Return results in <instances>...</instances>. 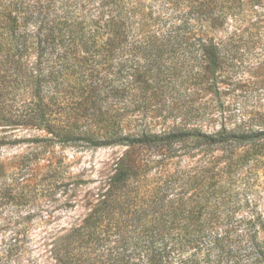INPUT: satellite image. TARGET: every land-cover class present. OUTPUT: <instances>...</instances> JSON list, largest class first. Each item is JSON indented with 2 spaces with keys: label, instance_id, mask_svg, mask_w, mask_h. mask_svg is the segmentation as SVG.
Here are the masks:
<instances>
[{
  "label": "trees",
  "instance_id": "obj_1",
  "mask_svg": "<svg viewBox=\"0 0 264 264\" xmlns=\"http://www.w3.org/2000/svg\"><path fill=\"white\" fill-rule=\"evenodd\" d=\"M261 9L0 0V123L64 145L126 147L83 221L56 235L57 264H264V215L247 191L262 170L264 119L204 128L218 119L206 105L242 67L232 43ZM188 83L193 101L182 99Z\"/></svg>",
  "mask_w": 264,
  "mask_h": 264
},
{
  "label": "rangeland",
  "instance_id": "obj_2",
  "mask_svg": "<svg viewBox=\"0 0 264 264\" xmlns=\"http://www.w3.org/2000/svg\"><path fill=\"white\" fill-rule=\"evenodd\" d=\"M240 31L242 37L232 45L240 50L237 61L242 67L226 81L221 100L206 105L218 117L206 130L243 121L263 128L264 9L248 17ZM186 87L191 92L183 89L182 99L193 101L196 87ZM2 137L0 264H57L50 254L56 235L83 221L95 203L96 189L112 174L126 147L64 145L44 140L43 130L10 129L0 123ZM260 167L247 191L253 207L264 215V161Z\"/></svg>",
  "mask_w": 264,
  "mask_h": 264
}]
</instances>
